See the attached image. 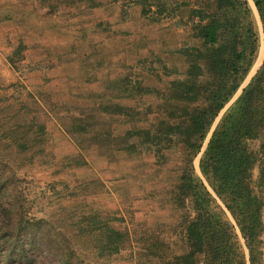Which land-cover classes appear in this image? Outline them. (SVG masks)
Instances as JSON below:
<instances>
[{
  "label": "rangeland",
  "instance_id": "374dc122",
  "mask_svg": "<svg viewBox=\"0 0 264 264\" xmlns=\"http://www.w3.org/2000/svg\"><path fill=\"white\" fill-rule=\"evenodd\" d=\"M121 1L94 15L81 1L0 0V226L14 229L20 217L32 224L23 240L28 264H157L185 250L182 220L192 209L188 200L175 205L181 153L117 151L114 138L162 112L158 95L125 84L164 91L184 77L178 50L197 44L191 7L173 12L175 1L163 0L171 16L140 22L139 6ZM104 15L110 21H97ZM110 104L138 115L101 112ZM262 141L249 142L257 164ZM91 214L127 233L118 253L98 257L92 238L80 240L77 223ZM261 240L264 258V232ZM66 245L73 256L62 258ZM3 247L0 264L11 250Z\"/></svg>",
  "mask_w": 264,
  "mask_h": 264
},
{
  "label": "trees",
  "instance_id": "16d2710c",
  "mask_svg": "<svg viewBox=\"0 0 264 264\" xmlns=\"http://www.w3.org/2000/svg\"><path fill=\"white\" fill-rule=\"evenodd\" d=\"M71 1L86 2L88 8L101 5L96 0ZM140 1L144 15H172L163 0L155 4ZM174 1L173 12L191 7L187 20L193 23L191 35L197 41L178 50L186 62L184 77L170 82L164 91L139 82L125 84L130 92L158 95L162 102L157 106L158 113L162 112L147 126H132L114 138V149L135 153L141 146L153 148L158 159L164 158L168 150L181 153L175 205L184 208L188 200L192 209V214L185 213L182 220L185 250L178 255H161L157 264H264V163L257 164V153L249 147V142L257 139L263 140L264 147V56L233 99L264 46V0H252L261 30L248 0ZM100 110L130 118L138 115L118 104L105 105ZM256 166L258 174L253 180ZM41 223L35 231L40 232ZM17 224L14 229L7 224L0 226V252L3 245L7 249L11 246L4 253L3 264H28L23 240L29 231L31 235L32 224L21 217ZM77 224L80 240L92 238L98 257L118 253L128 239L126 232L94 214L84 216ZM151 248L149 257L156 253ZM71 251L64 246L62 258L72 257Z\"/></svg>",
  "mask_w": 264,
  "mask_h": 264
},
{
  "label": "crops",
  "instance_id": "0c3cea01",
  "mask_svg": "<svg viewBox=\"0 0 264 264\" xmlns=\"http://www.w3.org/2000/svg\"><path fill=\"white\" fill-rule=\"evenodd\" d=\"M122 1L121 0H112V1H110V2H106V3H102L101 5H99L98 7H94L93 9H92V12H94V15L96 14V13H100V14H102V11H105V10H103V9H106V7L108 6V9L110 8V6H112V7H118L119 5H120V3H121ZM134 2V3H133ZM132 5H136V6H139V11H140V13H139V16L137 17V20L138 21H140V22H146L147 20V16H149V14L148 15H144L143 14V12H142V9H143V5H142V3H141V1L140 0H132V4H131V6ZM152 9V11H153V7L151 8ZM150 14H153V12H151ZM110 15V14H109ZM107 16V15H104L101 19H97V21H101V20H104L105 19V21H110V16ZM154 15V14H153ZM130 18L128 17L127 18V20H126V22L129 20ZM122 23H125V22H122ZM122 23H120V24H122Z\"/></svg>",
  "mask_w": 264,
  "mask_h": 264
},
{
  "label": "bare ground",
  "instance_id": "6f19581e",
  "mask_svg": "<svg viewBox=\"0 0 264 264\" xmlns=\"http://www.w3.org/2000/svg\"><path fill=\"white\" fill-rule=\"evenodd\" d=\"M248 1H249V3H250L251 7L253 8L254 14H255V16H256V18H257L256 10H255L254 7H253L252 0H248ZM259 27H260V25H259ZM260 30H261V28H260ZM263 56H264V46L262 45L261 48H260V51H259L258 57H257V59H256V62L254 63V65H253V67H252V69H251V71H250V73H249V76H248V78H247V80H246L245 83L248 82L250 76H251V75L255 72V70L260 66V64H261V62H262V60H263ZM237 95H238V94H237ZM237 95H236V96H237ZM197 164H198V159H196V166H197Z\"/></svg>",
  "mask_w": 264,
  "mask_h": 264
},
{
  "label": "water",
  "instance_id": "95a60500",
  "mask_svg": "<svg viewBox=\"0 0 264 264\" xmlns=\"http://www.w3.org/2000/svg\"><path fill=\"white\" fill-rule=\"evenodd\" d=\"M252 3H253V1H252ZM253 7H254V9H255L254 4H253ZM255 10H256V9H255ZM256 14H257V11H256ZM257 20H258V23H259V25H260L258 14H257ZM260 28H261V25H260ZM257 69H258V68H257ZM248 76H249V75H248ZM247 78H248V77H247ZM247 78H246V80H247ZM249 79H250V78H249ZM246 80L244 81L242 87H240V89L238 90V92L236 93V95L239 94V93L241 92V89H242V88L248 83V82L245 83ZM248 81H249V80H248ZM236 95L234 96L233 99H235V98L238 96V95H237V96H236ZM233 99H232V101H233ZM232 101H231V102H232ZM231 102H230V103H231ZM230 103H229V104H230ZM229 104H228V105H229ZM223 111H224V110H222V112H223ZM222 112H221V113H222ZM221 113H220V115H221ZM218 118H219V117H218ZM218 118H217V120H218ZM217 120L215 121V123L217 122ZM215 123H214V125H215ZM209 135H210V134H209ZM209 135H208L207 139L209 138ZM204 146H205V145H204Z\"/></svg>",
  "mask_w": 264,
  "mask_h": 264
}]
</instances>
